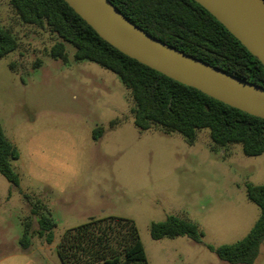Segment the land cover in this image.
I'll list each match as a JSON object with an SVG mask.
<instances>
[{
	"label": "rangeland",
	"instance_id": "rangeland-1",
	"mask_svg": "<svg viewBox=\"0 0 264 264\" xmlns=\"http://www.w3.org/2000/svg\"><path fill=\"white\" fill-rule=\"evenodd\" d=\"M0 26L17 42L0 57V126L19 154L18 187L0 175V264L17 262L12 256L21 252L27 224L31 256L61 264L56 245L63 232L108 216L134 222L148 264H228L203 244H230L249 231L259 209L245 184H264V153L247 157L239 144L214 146L204 129L191 144L157 126L140 131L118 76L75 60L69 43L66 62L52 58L58 38L21 22L8 0H0ZM40 215L55 223L49 244L36 234ZM167 215L195 224L203 243L152 240L151 223ZM253 264H264V241Z\"/></svg>",
	"mask_w": 264,
	"mask_h": 264
},
{
	"label": "trees",
	"instance_id": "trees-1",
	"mask_svg": "<svg viewBox=\"0 0 264 264\" xmlns=\"http://www.w3.org/2000/svg\"><path fill=\"white\" fill-rule=\"evenodd\" d=\"M21 22L47 27L58 41L49 55L67 61L64 43L74 48L75 60H88L111 71L128 90L134 108L133 124L140 130L152 125L164 132L180 134L191 144L198 130H207L214 146L239 144L242 153L255 157L264 153V119L252 116L183 85L131 59L102 40L63 0H8ZM132 24L159 41L219 70L264 88V67L209 12L194 0H109ZM17 42L0 26V57L13 52ZM39 65L37 60L34 67ZM102 128L93 130L96 139ZM16 147L0 126V175L17 188L13 162ZM10 193V192H9ZM246 198L259 215L240 240L219 246L203 244L228 264H253L264 241V184H245ZM24 198H27L23 194ZM30 213L36 212L30 208ZM37 237L52 241L55 223L49 215L37 220ZM24 227L20 244L26 247L32 234ZM152 240L186 236L201 244L203 233L189 221L167 215L149 228ZM61 264H148L134 222L108 216L90 218L67 229L56 245Z\"/></svg>",
	"mask_w": 264,
	"mask_h": 264
},
{
	"label": "water",
	"instance_id": "water-1",
	"mask_svg": "<svg viewBox=\"0 0 264 264\" xmlns=\"http://www.w3.org/2000/svg\"><path fill=\"white\" fill-rule=\"evenodd\" d=\"M125 56L230 107L264 119V88L159 41L128 21L109 0H63ZM264 67V0H194Z\"/></svg>",
	"mask_w": 264,
	"mask_h": 264
},
{
	"label": "crops",
	"instance_id": "crops-1",
	"mask_svg": "<svg viewBox=\"0 0 264 264\" xmlns=\"http://www.w3.org/2000/svg\"><path fill=\"white\" fill-rule=\"evenodd\" d=\"M20 247H21V252L17 253V255L12 256L15 257V259L17 258V262L15 264H47L45 260H43L41 263L40 259L37 260L35 256H31V253L29 252L30 239H29V244L26 247H23L22 245H20ZM7 260H8V256H5L3 259H1V261L3 262Z\"/></svg>",
	"mask_w": 264,
	"mask_h": 264
}]
</instances>
